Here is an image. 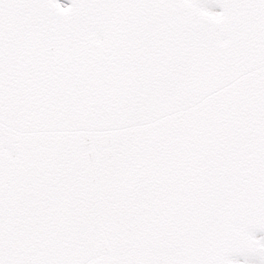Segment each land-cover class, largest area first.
<instances>
[{
    "label": "snow or ice",
    "instance_id": "obj_1",
    "mask_svg": "<svg viewBox=\"0 0 264 264\" xmlns=\"http://www.w3.org/2000/svg\"><path fill=\"white\" fill-rule=\"evenodd\" d=\"M0 264H264V0H0Z\"/></svg>",
    "mask_w": 264,
    "mask_h": 264
}]
</instances>
